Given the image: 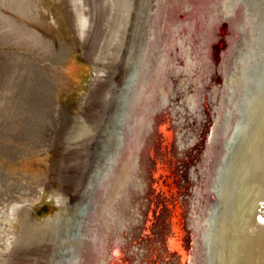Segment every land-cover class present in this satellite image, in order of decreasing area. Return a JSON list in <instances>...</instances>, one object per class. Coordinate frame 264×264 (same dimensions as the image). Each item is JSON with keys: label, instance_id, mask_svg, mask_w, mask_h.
<instances>
[{"label": "bare ground", "instance_id": "bare-ground-1", "mask_svg": "<svg viewBox=\"0 0 264 264\" xmlns=\"http://www.w3.org/2000/svg\"><path fill=\"white\" fill-rule=\"evenodd\" d=\"M143 1L133 2L134 9L131 8L125 16L127 19L123 36H116L120 47H123L115 56L120 59L121 65L100 66L97 61L93 62L95 74L91 75L87 93L79 99V110L76 114L71 113L66 106L55 104L57 132L55 131L52 149L56 153L61 151L66 159L72 154L69 153L70 149L77 147L75 153L84 155L85 171H82L81 177L75 182L71 194L67 195L63 190L52 188L48 198L53 199L58 206V211H55L53 216L41 220L33 217L31 211L34 205L28 203L13 208L15 230H12V239L16 243H27L29 239L35 241L41 229L50 226H54V229L60 228L62 220L67 219L73 212L74 216L71 218L75 219L71 224L76 231L67 238L74 251L71 264H107L113 243L119 240L123 233L134 232L143 220L149 192L148 155L153 154L150 148L154 130L157 128L161 134L163 145L169 144L173 135V132L166 128V123L159 120L158 113L171 95L172 88L180 86L177 89L179 99H173L174 103L168 104V108L172 109L173 123L177 130V152L184 145L193 146L198 141V146L190 147L186 154L187 157L194 155L199 158V148L205 141L206 117H210L211 111L208 99L212 100L213 95L216 106L214 111H218V119H223V116L227 118L223 127L214 131L213 149H209L203 167L198 164L199 167L188 169V180L190 175L195 181L201 180L196 191L191 186L187 194L191 201L188 224L195 233L193 264H248L255 246L252 244L256 243L255 239L258 237V254L260 257L264 256V100L260 98L250 103L252 122L242 124L238 100L244 81L241 66L237 64L239 62L232 68L214 66L216 77L221 75L222 78L218 83H214L213 87L208 84L209 73L206 66H191L192 62L199 65V60L194 59L191 51L186 52L189 48L182 51L185 63L187 62L185 66H168V52L176 49V40L179 38L173 28L172 18L168 20L162 17L160 34L149 38L148 43L152 47L150 52L157 51L152 66H133L143 37V23H140L139 31L135 25L139 23L137 6L143 4ZM172 1L167 0V4L171 6ZM216 1L220 3L221 9L224 8V0H214ZM176 5L180 7L178 3ZM35 8L37 15V6ZM67 16L69 22L77 24L79 16L71 5ZM25 29L34 39L41 37V33L35 29L26 25ZM216 40L214 37V42ZM224 56L225 53L222 57ZM144 58H147L146 54ZM148 61L146 59V65ZM104 67L114 69L112 82H109L106 93L104 92L108 106L103 113L89 115L90 105H94L97 99L95 82L101 78V74H105L101 70ZM134 67L137 73L133 76L135 78L130 88L126 90L128 73ZM204 83L206 87H200L204 86ZM219 98L222 99L220 102ZM259 106L263 109L255 118L254 113ZM201 114H204L205 120ZM61 125L63 128H69L63 130ZM235 138L237 140L233 142ZM232 142V149L229 150ZM248 154L256 158L255 166L249 168L246 166ZM56 173V168H53L52 174ZM159 173L166 174L167 169L157 162L154 175ZM224 173L227 174L225 179L222 177ZM94 180L97 182L95 189L85 195ZM159 184L165 189V185ZM87 197L92 199L87 215L83 217L80 208ZM151 217L150 210L148 218ZM172 219L173 235L168 238V242L170 248L179 254L181 263L185 264L187 256L182 245L183 230L180 226L178 203L175 205ZM136 250L139 257L144 248L138 245ZM113 251L119 253L120 249L115 247ZM136 263L139 264L138 259Z\"/></svg>", "mask_w": 264, "mask_h": 264}, {"label": "rangeland", "instance_id": "rangeland-1", "mask_svg": "<svg viewBox=\"0 0 264 264\" xmlns=\"http://www.w3.org/2000/svg\"><path fill=\"white\" fill-rule=\"evenodd\" d=\"M133 2L0 0V264H52L56 250L62 251L60 258L68 251L74 256L73 247L67 242L73 233V212L62 220L60 228H43L35 241L16 243L12 239L13 208L25 203L34 205L32 216L41 220L58 211L56 202L48 198L52 188L67 195L73 192L86 161L82 153H75L77 147L70 149L72 154L66 159L61 151L52 149L55 104L76 114L79 99L87 93L91 75L95 74L93 62L100 66L121 65L115 57L123 49L117 37L123 36L125 16L134 9ZM70 5L79 16L76 25L67 16ZM137 17L139 23L135 25L139 31L140 11ZM25 25L40 32L41 37L34 39ZM104 68L101 70L105 74L95 82L97 104L90 105L89 115L103 113L108 106L105 93L114 69ZM262 109L255 111V118ZM255 159L248 154L246 166H255ZM53 168L56 175L52 174ZM61 237H65L64 241H60ZM255 241L248 264H264V256L262 260L258 254L259 237Z\"/></svg>", "mask_w": 264, "mask_h": 264}, {"label": "water", "instance_id": "water-1", "mask_svg": "<svg viewBox=\"0 0 264 264\" xmlns=\"http://www.w3.org/2000/svg\"><path fill=\"white\" fill-rule=\"evenodd\" d=\"M160 1L145 0L143 4L137 6V10L140 11V21L144 26L142 25L141 47L133 66H152L157 51L150 52L152 47L148 43L149 38L160 34V19L162 17L168 20L172 18L174 19L173 28L179 38L176 40V44H178L176 49L168 52V66H185L187 62L185 63L182 51L189 48V51L186 52L190 53L191 51L194 59L199 60V65L190 61L192 62L191 66H206L209 73L208 84L213 87L214 83H218L217 81L222 78L221 75L216 77L214 66L232 68L236 62H239L237 64L241 66L244 84L242 92L239 93L238 108L243 118L242 124L251 123L253 118H250L252 114L250 103L260 100V98L264 100V0H224L222 9L220 3L214 2V0H171V6L167 4V0L162 3ZM177 3L180 7L176 5ZM167 6L170 8L169 10ZM214 37L217 38L215 42ZM224 53L225 56L222 57ZM145 54L147 58H144ZM146 59L149 60L147 65L145 64ZM135 67L128 73L126 90L130 88L131 82L135 78L133 76L137 73ZM203 85L200 87H206L205 83ZM179 87L172 88L171 95L158 113L159 120L166 123V128L171 130L173 135L169 144L163 145L161 134L157 128L154 130L155 135L150 148L153 154L148 155L150 164L147 172L149 192L143 220L134 232L123 233L119 240L113 243L109 250L107 264H137L136 259L139 264H182L179 254L170 248L168 242V238L173 235L172 218L176 203L180 206V226L183 230L182 245L187 256L185 264H193L195 233L188 224V219L191 216L189 214L191 201L187 194H189L191 186L196 191L200 179L198 176L199 180L195 181L194 177L190 175V180H188V169L191 167L193 170L198 164L203 167L209 149H213L214 131L216 128L220 130L227 118L223 116V119H218V111H214L216 106L213 95L212 100L208 99V107L211 111L210 117L208 119L206 117L205 141L202 146L200 145L199 158H195L191 154L190 157H187L186 154L190 147L198 146V141L193 146L184 145L177 152V130L173 123L172 109L168 108V104L174 103L173 99H179L180 96L177 95ZM202 88L199 89L200 92ZM223 98L224 96H222ZM222 99L219 98L218 101L220 102ZM201 115L205 120L204 114ZM236 140L237 138L233 142ZM233 142L230 143L229 150L232 149ZM227 161L226 158L225 162ZM157 162L166 167V174L154 175ZM222 177L225 179L227 174L224 173ZM92 182L91 189L85 195H89L90 191L95 189L97 182L95 180ZM159 183L165 185V189H162ZM84 199L86 201L80 208L83 217L87 215L92 198ZM212 206L214 207V203ZM150 210L152 217L148 218ZM147 221H149V225H147ZM146 230L148 231L146 232ZM64 238L59 239L64 241ZM138 245L144 248L139 257L136 250ZM115 247L120 249L119 253H114ZM60 252L62 251H55L53 264H69L74 260L72 251L64 253L61 258Z\"/></svg>", "mask_w": 264, "mask_h": 264}]
</instances>
